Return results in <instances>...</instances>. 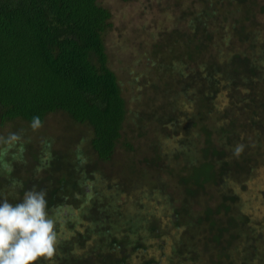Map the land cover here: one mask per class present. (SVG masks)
I'll return each mask as SVG.
<instances>
[{
  "label": "trees",
  "instance_id": "16d2710c",
  "mask_svg": "<svg viewBox=\"0 0 264 264\" xmlns=\"http://www.w3.org/2000/svg\"><path fill=\"white\" fill-rule=\"evenodd\" d=\"M177 1L125 89L99 0H0V137L30 148L1 155L0 197L46 188L49 209L68 205L63 229L76 211L89 224L35 264H264V217L251 223L231 187L264 167V1Z\"/></svg>",
  "mask_w": 264,
  "mask_h": 264
},
{
  "label": "rangeland",
  "instance_id": "374dc122",
  "mask_svg": "<svg viewBox=\"0 0 264 264\" xmlns=\"http://www.w3.org/2000/svg\"><path fill=\"white\" fill-rule=\"evenodd\" d=\"M99 1L109 10L111 15V29L104 37L109 65L120 75L125 89H132V86L130 87L129 85V77H136L138 81L143 78L144 69L148 70L150 68L148 63H146L147 66L144 68V55H149V52L153 48L152 43H157L156 40L159 38V34L163 33V36L165 35V31L168 30L169 24L172 21L171 15L177 14L180 7L174 6L175 0ZM187 1L189 0H178L177 3L181 2L180 4L186 5L188 4ZM254 9L255 19L259 22L255 28H261L264 22V12H258V6ZM154 76V73L149 74V77H146L148 82L149 78L152 79ZM146 85H149V83ZM126 94L130 95L129 91ZM217 98L216 107L222 110L226 98L222 95L217 96ZM128 107L132 110L131 118H133V114H138L142 108L139 102L132 101L131 99L128 102ZM144 140L146 139L141 140V148L145 146ZM163 145H166L168 148L174 147L171 140H166L163 142ZM28 150L30 148L20 152L17 144L3 145L0 149V157L3 154V156H8V158H14L20 153L28 161L29 159L27 158L29 156L25 153ZM38 155L43 157L44 161H47L45 154L38 152ZM251 172L247 180L241 184L233 183L231 187L238 197L240 210L250 218L251 223H255L264 217V167L257 166ZM132 195L136 197L137 194L133 192ZM140 199L146 200L143 196ZM66 215L67 213L65 212ZM73 217L72 222H70L71 225L67 226L69 231L73 232L76 230L83 233L89 224L81 218L78 211L73 213ZM56 219L59 221L56 229L57 234L59 233L58 237H68L70 232L63 229L65 228L64 218L58 217ZM157 264L164 263L162 259H159Z\"/></svg>",
  "mask_w": 264,
  "mask_h": 264
},
{
  "label": "clouds",
  "instance_id": "9594fccd",
  "mask_svg": "<svg viewBox=\"0 0 264 264\" xmlns=\"http://www.w3.org/2000/svg\"><path fill=\"white\" fill-rule=\"evenodd\" d=\"M41 126L40 118L33 117L30 127L37 130ZM21 140L20 133H10L6 138L0 137V145L19 144ZM0 166L11 168L7 162H0ZM16 184L12 181L8 190L17 193L20 188ZM46 197L47 189L38 190L35 185L24 191L21 202L15 205L0 197V264H35L41 258L54 257L59 222L55 217H64L68 205L49 209ZM64 199L67 201L68 197Z\"/></svg>",
  "mask_w": 264,
  "mask_h": 264
}]
</instances>
